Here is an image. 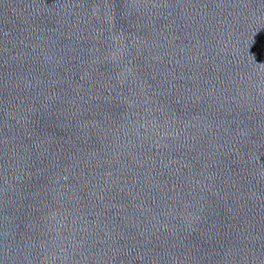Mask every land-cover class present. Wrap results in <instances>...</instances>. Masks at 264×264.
I'll list each match as a JSON object with an SVG mask.
<instances>
[{
    "label": "water",
    "instance_id": "1",
    "mask_svg": "<svg viewBox=\"0 0 264 264\" xmlns=\"http://www.w3.org/2000/svg\"><path fill=\"white\" fill-rule=\"evenodd\" d=\"M0 264H264V0H0Z\"/></svg>",
    "mask_w": 264,
    "mask_h": 264
}]
</instances>
